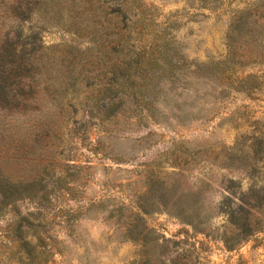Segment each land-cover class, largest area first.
Instances as JSON below:
<instances>
[{
    "label": "rangeland",
    "instance_id": "1",
    "mask_svg": "<svg viewBox=\"0 0 264 264\" xmlns=\"http://www.w3.org/2000/svg\"><path fill=\"white\" fill-rule=\"evenodd\" d=\"M8 1L0 0V42L3 39L5 44L9 37L7 48L11 50V44L18 43L20 53L25 56H29L34 47H42L47 56L45 60L52 65L46 76L48 88L34 97L33 103L27 92L21 110L14 109V102L11 111H0L7 116L0 122V129H4L1 138L4 149L10 146L7 128L12 127L22 138L29 116L35 112L45 114L50 123L40 134L39 142L49 149L55 147L54 151H48V156L54 158L50 167L56 169L55 176L70 173L67 177L85 183L75 185L77 197L81 200H74L69 190L60 189L57 190L60 197H54L50 210H45L50 221L47 229L49 245L55 243L63 251L56 252L43 264L129 263L137 246L132 241H122L126 230L124 222L133 221L132 214L138 210L137 202L148 196L153 183L167 191L169 205L179 202L187 209L193 203L192 190L201 188L204 210L213 215L208 234H204L166 212L145 214L149 227L177 241L171 243L172 256H183L188 264H264V231L232 250L226 248L220 236L227 215L219 211V206L227 200V186L236 193L251 186L264 188V66L251 62L249 46L242 42V49L248 54L236 76L238 81H257V88L250 93L227 90V97L223 100L209 99L206 102L193 89H180L181 97L177 98L182 104L181 110L161 107L163 111L158 114L166 117L170 125L155 123L147 116L141 119L134 111L126 110L103 122L95 117L85 131L82 123L90 117L82 103L91 89L86 90L84 83H80L82 89L77 97L72 90L67 95L66 89L70 84L67 75L76 66L67 56L68 50L70 46L85 49L89 45L87 39L52 25L36 12L31 14L30 10L36 11L40 0H30L27 7L21 8L20 13L27 19L4 14ZM143 1L146 7L159 13L157 21L160 23L174 21L179 15L177 21L181 24L175 33L190 59L220 58L226 52L228 24L245 8H256L261 15L259 25L264 31V0H223L224 4L217 12L191 9L184 0ZM60 22L63 23L62 18ZM81 67L77 65V69ZM191 78L194 87L208 91L216 88V84L204 83L194 74ZM191 103L196 104L195 109ZM174 112L182 116L197 113L199 117L180 123L172 115ZM17 144H21V140ZM235 145L241 149L242 155L258 159L256 168L248 172L222 168L203 158L223 155L226 148ZM7 169L14 173L30 170L16 163ZM123 205L125 215L122 220L117 216L106 219L100 214L102 210L107 213L108 208L117 209ZM79 206L87 215L81 216L74 224L76 230L71 234L64 214L67 209H78ZM28 210L37 208L34 204L22 207L24 214ZM11 217L12 214L7 213L0 218V264H25L28 260L26 251L17 241H9ZM71 237H77L83 245L74 244Z\"/></svg>",
    "mask_w": 264,
    "mask_h": 264
},
{
    "label": "trees",
    "instance_id": "2",
    "mask_svg": "<svg viewBox=\"0 0 264 264\" xmlns=\"http://www.w3.org/2000/svg\"><path fill=\"white\" fill-rule=\"evenodd\" d=\"M184 1L191 9L213 12L220 10L224 4L223 0ZM28 4L30 0H9L3 13L27 19L20 10ZM37 4L39 7L36 11L30 10L31 14L36 12L52 25L79 38H86L89 43L85 49L70 46L67 54L76 66L67 75L70 84L66 94L69 95L68 91L72 90L77 97L82 89L80 83H84L86 90L91 89L82 103L90 117L82 123L85 131L95 117L103 122L116 118L126 110L134 111L141 119L147 116L155 123L170 125L166 117L158 114L163 111L161 107L181 110L182 104L177 98L181 97L180 89H193L195 93H200V99L207 102L209 99L223 100L227 97V90L250 93L257 88L255 79L238 81L236 76L237 69L245 63L248 54L242 49V42L249 46L251 62L264 66V31L259 25L261 15L256 8H245L233 17L225 34L226 52L220 58L209 57L202 61L190 59L185 53V46H181L178 40L175 30L181 24L177 21L179 15L174 21L160 23L157 21L159 13L146 7L143 0H40ZM9 43V37L5 44L3 39L0 42V111L3 113L11 111L14 102V109L21 110L20 105L26 101L27 92L33 103L34 97L48 88L46 76L52 65L45 60L44 48L34 47V51L25 56L20 53L18 43H12L11 50L7 48ZM78 64L82 66L80 69H77ZM191 74L204 83L216 84V88L208 91L194 87ZM191 105L196 108L195 103ZM196 114L182 116L174 112L172 115L183 123L189 118L197 119L199 115ZM5 119L7 116L0 113V122ZM27 122L29 124L22 138L12 127L7 128L10 146L6 149L1 141L4 129H0V218L7 213L12 214L8 224L11 227L9 241H17L19 247L26 251L28 260L25 264H43L56 252L63 251L55 243L49 245L47 229L50 221L45 210H50L54 197H60L57 192L60 189L69 190L74 200H81L77 197L75 185L83 186L85 183L67 177L70 173L55 176L56 169L50 167L54 158L48 156V151H54L55 147L49 149L39 142L40 134L48 127L50 119L46 120L45 114L35 112ZM20 140L21 144H17ZM224 151L223 155L203 158L218 167L247 172L256 168L259 162L251 155H242L236 145ZM14 163L29 168V172L9 171L7 167ZM35 169L38 172H33ZM192 191L193 203L187 209L179 202L169 205L167 191L152 184L148 196L141 197L137 202L138 210L132 214L133 221L124 222L126 230L122 241L129 240L137 246L133 259L127 264H188L183 256L171 255V243L177 241L149 227L144 215L166 212L190 225L194 231L208 234L213 215L204 210L201 188ZM226 191L227 200L221 202L219 211L227 215V223L220 236L226 248L232 250L264 231V188L251 186L236 193L227 186ZM29 204H34L37 210H28L24 214L22 207L28 208ZM80 208L67 209L64 214L67 230L71 234L76 230L74 224L81 216L87 215ZM107 210V213L100 211L106 219L117 216L122 220L125 215L124 205ZM50 240L53 241L52 238ZM71 241L83 245L77 237H71ZM20 260L24 262L22 257Z\"/></svg>",
    "mask_w": 264,
    "mask_h": 264
}]
</instances>
